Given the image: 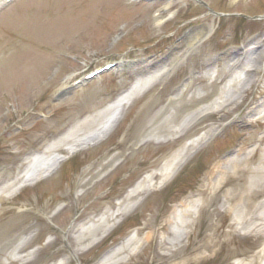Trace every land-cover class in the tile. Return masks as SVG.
Here are the masks:
<instances>
[{
	"label": "rangeland",
	"instance_id": "1",
	"mask_svg": "<svg viewBox=\"0 0 264 264\" xmlns=\"http://www.w3.org/2000/svg\"><path fill=\"white\" fill-rule=\"evenodd\" d=\"M210 25L207 39L190 51L189 37ZM257 42L264 43V0H13L0 7V264H98L111 247L136 237L146 221L154 226L189 196H200L216 180L212 175L217 160L232 156L254 132L264 136V124L248 127L236 122L243 107L229 114L228 129L222 127L193 150L165 185L157 177L153 191L133 198L137 207L119 216L101 242L78 258L63 261L70 253L67 244L81 246L72 238L79 227L115 207L133 185L163 168L188 140L218 124L212 112L183 136L175 132L140 141L159 124L167 129L163 123L169 115L173 114L170 125L177 124L185 110L217 97L221 83L204 71L212 64L221 69L233 51ZM187 50L170 77L140 88L126 100L121 117L100 140L75 145L102 121L76 130L80 122L108 107L139 73L149 75L169 65L167 54L183 56ZM111 61L123 62L73 85ZM262 70L264 63L259 69L264 81ZM191 75L189 87L171 101ZM263 86L258 83L251 98L263 97ZM71 131V140L57 143L54 153H43ZM254 153L253 157L264 158L261 151ZM43 155H55L59 161L23 182V170ZM260 160L250 169L261 166ZM251 177L246 175V182ZM244 185L245 181L230 178L222 192L203 193L202 210L187 229L188 239L158 252L155 240L138 252L132 243L124 246L115 264H169L212 233L218 234L216 249L194 264H239L255 258L264 246V235L248 231L250 222L234 224L237 208L231 210L228 199L230 191ZM262 200L264 194L259 193L255 204ZM31 234L34 239L15 257L19 239Z\"/></svg>",
	"mask_w": 264,
	"mask_h": 264
},
{
	"label": "bare ground",
	"instance_id": "2",
	"mask_svg": "<svg viewBox=\"0 0 264 264\" xmlns=\"http://www.w3.org/2000/svg\"><path fill=\"white\" fill-rule=\"evenodd\" d=\"M212 30L213 26L210 25L205 29L202 28L197 30L189 37L187 45L190 51H195L198 46L207 39ZM257 44L258 45L253 47L247 45L241 50L233 51V56L230 57V60L227 61L228 63H225L221 69L218 68L216 64H212L209 69L204 71L207 76L214 74V82L220 81L221 86L217 92V97L209 101V103L199 104L190 110H185L177 124L170 125L173 114L169 115L163 123L169 125L167 129L163 128L162 124H159V126L154 127L145 135L141 136L140 141L144 143L150 142L155 138L160 139L167 135H173L175 132H181V136H183L196 126L199 121L207 117L209 113L213 112L215 116L217 115L218 124L216 126L210 127L205 131L204 135L188 140L183 148L177 151L176 154L165 163L163 168L155 173L149 174L133 185L128 190L125 197L117 201L115 207L104 210L90 225L79 227L72 238L81 246L71 248L67 244L70 253L65 256L63 261L68 262L72 258H78V255L84 252L85 249L101 242L109 232L114 229L119 216H123L128 211L137 207L138 203L135 201L133 202V198L142 193L153 191L157 187L155 183L157 177L161 178V185H165L189 159L193 150L201 148L204 144L212 140L219 134L222 127H224V130L228 129L229 124H225V122L229 119V114L235 113L238 109L243 107L240 118L243 119L244 126L252 127L254 124H264V96L261 97L258 95L257 97L251 98L252 91L254 92V89L258 87V83L264 82L260 80L262 76L261 71H259L264 63V43L257 42ZM188 52L187 50L183 56L172 54L166 61L170 62L169 65H164V67H161V69L149 75L146 73L140 75V77H137L134 84L130 86L129 89L123 91L108 107L97 112L92 117H86L77 125L76 130H80L83 126L97 121H102L101 126L87 134L85 138L76 140L75 142L77 144H74L78 145L80 143L84 144L100 140L121 117L126 100L132 98L135 92L140 88L143 89L153 86L170 77L176 68L185 60ZM263 71L264 70H262V72ZM193 78L194 76L191 75L182 86L179 93L171 98V101L182 96L185 88H188L192 83ZM201 93L202 91H199L196 95L199 96ZM245 111H248V115L246 116V113L243 115ZM71 135H73L72 131L70 134L67 133L63 138H59L58 142L46 146L43 153H54L59 148L57 143L62 142V140H71ZM258 150L264 154V136L256 137L254 132L247 143L236 149L232 156L219 159L215 162L212 178L216 175V180L213 183L210 181V184L206 185V188L200 192V196H189L176 205L164 221H158L154 226H152L149 219L136 230V237L135 235L129 236L125 238L123 242L111 247L101 256L98 264H108L109 262L113 264L117 263L120 259L119 254L123 252L124 246H129L135 242L136 252H138L155 240L154 248L155 252H158L162 248L169 249V246H176L183 242L185 238L188 239L191 232L187 229L195 223L199 211L202 210L201 195L208 190L211 192H222L230 182V178H233V180L241 179L245 181V185L241 190L237 189V191L232 190L229 192L230 197H228V199L233 206L231 210L237 208L234 224L243 226L250 222L253 226L249 227L247 229L248 231L264 235V200L255 204L256 196L258 197L259 193L264 194V158L260 160L259 157H253V154H255L254 152ZM72 152H74V150H72ZM240 157L243 158L240 159ZM259 160L261 166L252 168L251 170L250 164H254ZM54 161H59V158L55 155L52 157L50 155H43L37 158L35 162L29 164L23 170L22 179L25 180L30 172L37 171L36 168L39 169L38 172L43 171L44 167L49 169L51 163ZM242 164L244 166H240ZM230 168L231 170H228ZM248 174L252 176L250 182H246L245 180ZM209 179L211 180V177H209ZM225 195L227 196V194ZM254 208L257 209L256 212H254ZM59 209L60 208L55 212H58ZM249 214L253 215L250 216ZM73 228H75V226H73ZM142 233H145L144 236L139 237ZM34 236L35 235L31 234L30 236L21 237L18 245L13 251V255L17 257L34 239ZM218 243V234H206L204 235L203 241L193 246L189 252L180 258V260L169 264H194L200 259H206L209 257L210 253L216 249ZM263 258L264 246L258 251L255 258L248 259L246 262H240L239 264H264Z\"/></svg>",
	"mask_w": 264,
	"mask_h": 264
}]
</instances>
